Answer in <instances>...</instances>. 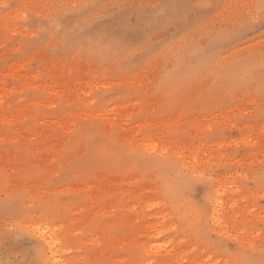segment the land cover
Instances as JSON below:
<instances>
[{
	"label": "rangeland",
	"instance_id": "374dc122",
	"mask_svg": "<svg viewBox=\"0 0 264 264\" xmlns=\"http://www.w3.org/2000/svg\"><path fill=\"white\" fill-rule=\"evenodd\" d=\"M0 264H264V0H0Z\"/></svg>",
	"mask_w": 264,
	"mask_h": 264
},
{
	"label": "bare ground",
	"instance_id": "6f19581e",
	"mask_svg": "<svg viewBox=\"0 0 264 264\" xmlns=\"http://www.w3.org/2000/svg\"><path fill=\"white\" fill-rule=\"evenodd\" d=\"M151 146V145H150ZM154 148V147H153ZM162 154V153H161ZM217 201V200H216ZM217 204V203H216ZM217 213V212H216ZM219 214V213H218ZM215 215V214H214ZM46 229H48V228H46ZM50 232V231H49ZM46 233V232H45ZM39 236V235H38ZM47 237V236H46ZM50 238V237H49ZM42 239H44V238H42ZM51 239V238H50ZM48 241V240H47ZM48 243V242H47ZM50 245V244H49ZM55 248V247H54ZM49 250V249H48ZM56 250V249H55ZM52 252V251H51ZM52 257V256H51Z\"/></svg>",
	"mask_w": 264,
	"mask_h": 264
}]
</instances>
